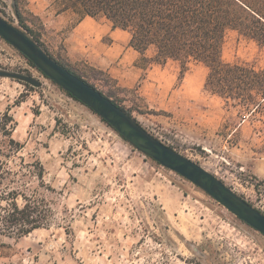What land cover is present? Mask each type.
I'll use <instances>...</instances> for the list:
<instances>
[{
    "label": "rangeland",
    "instance_id": "obj_1",
    "mask_svg": "<svg viewBox=\"0 0 264 264\" xmlns=\"http://www.w3.org/2000/svg\"><path fill=\"white\" fill-rule=\"evenodd\" d=\"M27 2L55 58H67L105 93L112 88L92 70L135 89L143 111L133 115L143 127L264 213V121L244 120L205 91V66L191 63L181 79L173 61L143 70L133 51L110 48L107 23H78L72 11L58 13L57 0ZM0 13L18 24L12 0H0ZM224 59L262 68L264 49L232 32ZM0 70L41 82L0 77V160L11 170L0 195L16 192L20 206L27 196L52 209L48 228L20 238L3 234L0 219V264H264L261 233L137 151L1 37ZM10 140L23 148L10 151ZM6 206L0 204V216Z\"/></svg>",
    "mask_w": 264,
    "mask_h": 264
},
{
    "label": "trees",
    "instance_id": "obj_2",
    "mask_svg": "<svg viewBox=\"0 0 264 264\" xmlns=\"http://www.w3.org/2000/svg\"><path fill=\"white\" fill-rule=\"evenodd\" d=\"M57 3L59 14L72 11L78 16V23L89 17L109 24L113 30L127 32L129 47L140 55L135 65L143 70L173 61L181 67V79L191 63L205 66L208 69L205 91L237 109L244 120L264 121V66L257 69L224 59L227 36L232 32L264 49V0H57ZM12 17L59 64L90 83L67 58H55L48 51L42 41L44 23L29 10L27 0H12ZM150 51L152 56L148 55ZM93 72L96 80L104 81L112 90L105 93L90 84L117 106L133 117L134 111H143L135 100V89L118 87L117 81L101 70ZM128 100L133 102L132 108L123 105ZM22 148L15 140L8 144L12 152ZM10 172L0 160V185ZM39 176L43 178V172ZM7 196L0 195V204L4 201L7 204L0 216L3 234H16L20 238L50 226L52 209L45 201L23 196L25 203L20 206L18 193Z\"/></svg>",
    "mask_w": 264,
    "mask_h": 264
},
{
    "label": "water",
    "instance_id": "obj_3",
    "mask_svg": "<svg viewBox=\"0 0 264 264\" xmlns=\"http://www.w3.org/2000/svg\"><path fill=\"white\" fill-rule=\"evenodd\" d=\"M0 37L19 51L46 78L74 99L99 115L123 140L164 168L175 172L264 236V213L199 163L167 145L149 132L112 99L52 58L44 48L21 28L0 13ZM1 78H11L40 87L34 77L2 71Z\"/></svg>",
    "mask_w": 264,
    "mask_h": 264
},
{
    "label": "crops",
    "instance_id": "obj_4",
    "mask_svg": "<svg viewBox=\"0 0 264 264\" xmlns=\"http://www.w3.org/2000/svg\"><path fill=\"white\" fill-rule=\"evenodd\" d=\"M86 19H92V18L87 17ZM86 19H84L82 21V23ZM92 20H94V19H92ZM109 27H110V30L108 33H110L109 36H110L111 41H112L110 44V48L112 49V48H114V46H116V47L121 48L123 51H125V50L133 51L134 53H136V56H134V57H136L135 59L137 61L139 59L140 55L137 51H135L134 49L129 47L130 35L124 31L113 30L110 25H109ZM117 33H122V34H117ZM116 35H118V36H116Z\"/></svg>",
    "mask_w": 264,
    "mask_h": 264
}]
</instances>
